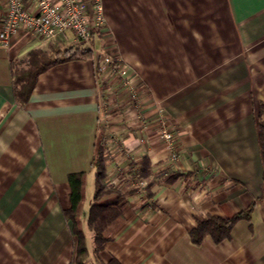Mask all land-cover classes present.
Wrapping results in <instances>:
<instances>
[{
  "label": "crops",
  "instance_id": "0c3cea01",
  "mask_svg": "<svg viewBox=\"0 0 264 264\" xmlns=\"http://www.w3.org/2000/svg\"><path fill=\"white\" fill-rule=\"evenodd\" d=\"M102 5L106 23L94 32V45L139 75L132 90L114 98L105 96L91 56L41 72L19 106L11 63L48 50L49 42L71 46L74 34L42 42L20 32L8 49L0 46V264H77L63 213L70 206L67 175L77 171L86 172L81 220L92 257L85 218L101 136L106 180L130 190L121 224L99 252L103 263L264 264V0ZM157 112L176 128L173 162L158 139ZM145 158L155 178L149 189L139 176ZM168 170L183 175L165 181ZM250 206V218L237 220L230 237L190 241L204 214L229 218Z\"/></svg>",
  "mask_w": 264,
  "mask_h": 264
},
{
  "label": "trees",
  "instance_id": "16d2710c",
  "mask_svg": "<svg viewBox=\"0 0 264 264\" xmlns=\"http://www.w3.org/2000/svg\"><path fill=\"white\" fill-rule=\"evenodd\" d=\"M92 54L86 49H81L77 45L65 46L64 48L55 47L53 43L48 44V50L40 48L33 49L26 53V56L18 63H11V76L13 93L19 106H24L28 101L31 91L36 83L38 75L61 61L72 58H89ZM104 84V83H103ZM105 85V84H104ZM259 122V148L264 155V122ZM97 143L95 155L91 162L94 169L95 186L92 192V200L89 205L86 224L92 232L93 243L91 255L86 245V236L83 232L82 216L84 214L82 205L85 201V171L71 172L67 175L70 192V206L63 210L66 220L71 223V230L75 236V261L77 264H121L116 258H111L107 263H103L99 257V252L107 240L112 238L122 221V208L130 190H122L120 186L111 184L106 180L107 173L104 166L108 159L107 142L104 137H100ZM141 169L139 170L140 178L147 180L146 188H151L154 184V174L151 171V165L147 159L142 160ZM183 175L182 172L168 170L165 181H172ZM250 206L247 210L232 214L229 218H221L204 214L202 219L197 221L194 227L189 230L190 241L200 243L206 236L210 235L215 242L230 237V232L239 219L250 218Z\"/></svg>",
  "mask_w": 264,
  "mask_h": 264
},
{
  "label": "built area",
  "instance_id": "2783aa9c",
  "mask_svg": "<svg viewBox=\"0 0 264 264\" xmlns=\"http://www.w3.org/2000/svg\"><path fill=\"white\" fill-rule=\"evenodd\" d=\"M3 15L0 19V46L8 49L11 40L20 32L42 42L57 39L65 31L74 34V44L91 52L99 84H106L109 91L117 84L133 89L137 75L122 62L119 55L111 54L94 45L95 31L105 26L102 0H1ZM101 89V88H100ZM102 90V89H101ZM101 102V108H104ZM158 139L165 143L170 157L177 159L176 128L164 113L157 112ZM141 186L144 185L140 181Z\"/></svg>",
  "mask_w": 264,
  "mask_h": 264
},
{
  "label": "rangeland",
  "instance_id": "374dc122",
  "mask_svg": "<svg viewBox=\"0 0 264 264\" xmlns=\"http://www.w3.org/2000/svg\"><path fill=\"white\" fill-rule=\"evenodd\" d=\"M106 88V87H105ZM105 88H103L105 90V96L107 97H111L114 98V96L116 97V94L122 90H125V88H121L120 84L115 85L114 87H111L112 89H110L109 91H107ZM118 88V89H117ZM126 92V91H125ZM122 93V92H121Z\"/></svg>",
  "mask_w": 264,
  "mask_h": 264
}]
</instances>
